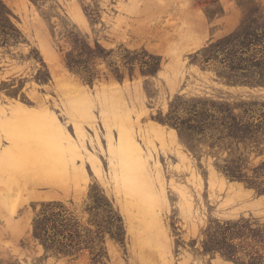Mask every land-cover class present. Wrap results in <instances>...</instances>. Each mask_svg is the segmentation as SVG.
<instances>
[{
    "label": "rangeland",
    "instance_id": "obj_1",
    "mask_svg": "<svg viewBox=\"0 0 264 264\" xmlns=\"http://www.w3.org/2000/svg\"><path fill=\"white\" fill-rule=\"evenodd\" d=\"M1 1L22 39L0 44V264H91L88 251L46 253L32 221L55 202L94 232L100 194L125 231L124 246L105 235L103 264H234L203 252L206 229L264 226V141L259 155L219 139L223 123L206 116L211 103L264 102V88L225 81L228 50L208 62L199 51L248 16L264 27V0ZM121 134L135 135L139 159ZM239 168L256 189L226 176ZM256 250L264 258L248 239L243 252Z\"/></svg>",
    "mask_w": 264,
    "mask_h": 264
},
{
    "label": "trees",
    "instance_id": "obj_2",
    "mask_svg": "<svg viewBox=\"0 0 264 264\" xmlns=\"http://www.w3.org/2000/svg\"><path fill=\"white\" fill-rule=\"evenodd\" d=\"M12 16L10 10L0 0V44L2 45L9 42L18 43L22 39L20 31L11 20ZM253 22L254 19L250 16L246 17L236 31L199 51L208 62L212 52L228 50L229 72L225 73L223 78L232 86L264 88V27L252 29ZM250 38L254 39L248 43ZM252 43L259 46L255 54L257 56H247L248 45ZM210 105V114L205 116H209L212 121H221L224 126L221 131L224 136L219 139L225 138L237 143L249 142L256 146L264 141V102L254 99L233 104L211 103ZM199 115L200 118L196 116L197 119H195L196 129L202 132L200 125L203 121L201 119H204V111H201ZM176 128L180 137L193 149L194 147L190 145V136L186 134L184 128L177 125ZM166 135L171 139L174 138L172 131L167 132ZM118 139L123 143L128 140V145L132 148V156L139 159L140 149L136 144L135 135H131L125 140L124 134L123 136L121 134ZM256 152L259 155L263 154L258 146ZM138 164L142 166L143 163L139 160ZM254 172L264 173V160L254 169ZM225 174L232 180H244L250 188L256 189L254 182L248 179L240 168L227 169ZM137 178L138 182L143 184L141 176L138 175ZM146 194L147 190L138 196L145 198ZM99 199L103 206L105 222L97 224L95 220H90L96 227L94 232L74 217L64 206L49 202L43 205L32 221V237L42 245L46 253L74 256L88 251L91 264H103L107 258L105 235L107 234L112 240L124 246L125 231L120 215L109 200L103 194H100ZM87 211L92 217V208H88ZM91 233L94 235L91 236ZM248 239H252L264 248V226L252 228L249 220L243 218L224 222L215 220L210 222L206 229L203 252L210 255L218 253L224 260L234 264H264L263 255L259 250H256L254 254L243 252L244 244ZM234 240H239V242L237 244L229 243ZM246 257H248L247 260Z\"/></svg>",
    "mask_w": 264,
    "mask_h": 264
}]
</instances>
